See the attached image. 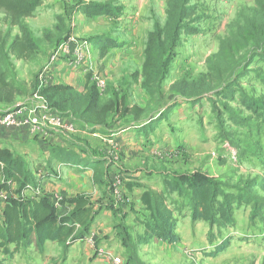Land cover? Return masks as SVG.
Instances as JSON below:
<instances>
[{
  "label": "rangeland",
  "instance_id": "374dc122",
  "mask_svg": "<svg viewBox=\"0 0 264 264\" xmlns=\"http://www.w3.org/2000/svg\"><path fill=\"white\" fill-rule=\"evenodd\" d=\"M256 1L189 0L195 34L169 31L168 0H44L19 26L0 13V68L19 88L0 92V114L40 104L36 94L44 88L70 87L68 118L56 103L50 106L63 123L44 128L46 137L4 145L25 159L33 182L22 192L13 181L10 191L1 188L9 197L0 198V210L12 198L45 195L63 218L77 198H87L94 239L87 240L85 264L105 254L113 264L116 258L120 264H264V42L251 41L239 52L232 46L260 20ZM90 2L122 11L88 17L82 8ZM21 27L32 39L30 60L9 53ZM152 32L159 33V55L147 66ZM47 144L50 152L66 148L101 163L100 172L60 162L52 152L47 158ZM196 172L238 196L231 221L193 220L179 176ZM165 178L186 193L170 192ZM5 180L0 169V186ZM52 185L58 191L51 192ZM144 189L164 191L180 242L149 237ZM83 239L0 258L5 264H82ZM224 243L227 249L212 255Z\"/></svg>",
  "mask_w": 264,
  "mask_h": 264
},
{
  "label": "trees",
  "instance_id": "16d2710c",
  "mask_svg": "<svg viewBox=\"0 0 264 264\" xmlns=\"http://www.w3.org/2000/svg\"><path fill=\"white\" fill-rule=\"evenodd\" d=\"M44 0H0V13L4 14L6 22L11 26L21 25V20L31 17L43 4ZM260 20L254 21L244 28L241 37L234 40L233 50L239 52L251 41L264 42V0L256 1ZM168 26L172 33L183 32L195 34L198 30L193 26L196 11L189 0H168ZM83 12L88 17L95 15H119L121 6L115 7L109 3L90 2L83 6ZM114 42V41H112ZM159 33L152 32L149 44V62L156 61L159 55ZM97 44H102L99 37ZM113 46V44H112ZM108 47L104 48V51ZM9 53L17 59L30 60L33 55L32 39L29 30L21 27L9 44ZM68 86H52L44 88L39 97L44 98L48 105L56 103L64 114L70 107L68 101ZM18 92L19 88L14 81L8 80L5 72L0 68V92ZM54 103V104H53ZM54 110H56L53 107ZM57 111V110H56ZM65 117L66 114H64ZM69 117V116H68ZM67 117V118H68ZM52 156L63 163L73 166H92L94 172L101 170V163L91 164L85 161L75 151L66 148H54ZM93 163V162H92ZM0 169H5L6 180L0 189L10 191L7 183L9 180L17 182L19 192L30 188L33 182L31 171L28 169L25 159L15 154L7 147H0ZM181 185L189 189L191 199V216L194 221H206L211 225L227 223L232 220L234 205L237 204L238 196L224 191L218 182L207 175L196 172L179 176ZM165 184L170 192L186 193L177 183L165 178ZM259 187L264 191V180L259 182ZM143 207L148 212V220L144 225L149 237L170 243L180 242L176 233L178 224L174 216V210L168 203L164 191L144 189L141 195ZM94 224V208L87 198H77L75 207L68 216L60 217L54 206L52 198L39 195L36 199L12 198L3 210L0 211V255L14 257L17 253L30 246H34L39 252H44L47 242H57L63 245H71L79 239L85 238ZM227 243L216 247L212 255H218L227 249ZM6 258H0V264H5Z\"/></svg>",
  "mask_w": 264,
  "mask_h": 264
},
{
  "label": "built area",
  "instance_id": "2783aa9c",
  "mask_svg": "<svg viewBox=\"0 0 264 264\" xmlns=\"http://www.w3.org/2000/svg\"><path fill=\"white\" fill-rule=\"evenodd\" d=\"M39 100L40 104L17 106L11 111L0 114V137L11 135L18 140L31 139L37 135L46 137L48 132L45 131L44 128H47L50 124L58 126V124L64 122V118L60 119L58 112L50 108L44 98L39 97ZM50 146V144L44 146L43 151L46 153L47 158L51 154ZM11 181L12 180H9L8 183H11ZM8 197V192L3 190L0 191L1 199H7ZM89 239L93 240L94 236H91ZM114 262L115 264L121 263L119 258H116Z\"/></svg>",
  "mask_w": 264,
  "mask_h": 264
},
{
  "label": "crops",
  "instance_id": "0c3cea01",
  "mask_svg": "<svg viewBox=\"0 0 264 264\" xmlns=\"http://www.w3.org/2000/svg\"><path fill=\"white\" fill-rule=\"evenodd\" d=\"M14 140H18V139H15V138H13L11 135H6V136H3V137H0V147H4V145H7V143L8 142H13L14 143ZM6 143V144H5ZM12 143V144H13ZM10 145V144H9ZM94 164V163H93ZM75 167V166H74ZM82 167V166H81ZM85 169H87V170H91L92 169V166H85ZM138 172H140L139 171V169H138ZM52 187L53 188H49V189H51V192H54V191H58L57 189H56V187H54L53 185H52ZM1 204V203H0ZM2 205V204H1ZM5 207V206H4ZM3 207V208H4ZM2 208V209H3ZM1 211V210H0ZM94 225V224H93ZM91 236H94V232H93V230H90L89 231V233H88V235L83 239V241L82 242H80L81 244H83V243H87V240L91 237ZM49 242H51V241H49ZM48 243V242H47ZM81 244H78V245H81ZM87 246H88V248L87 247H82V249H81V251H80V254L83 256V261H82V264H85V257H86V254H88V255H90L91 254V251H90V245L87 243ZM100 259H98V258H96L95 260H97L98 262L97 263H95V264H113V260H112V256H110V254H105V255H103V256H101V257H99ZM95 262V261H94ZM94 262H86V264H94Z\"/></svg>",
  "mask_w": 264,
  "mask_h": 264
}]
</instances>
